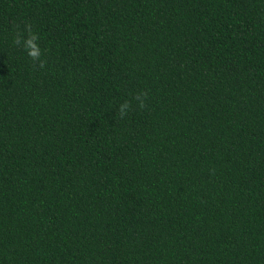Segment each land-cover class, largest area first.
Here are the masks:
<instances>
[{"label": "trees", "instance_id": "1", "mask_svg": "<svg viewBox=\"0 0 264 264\" xmlns=\"http://www.w3.org/2000/svg\"><path fill=\"white\" fill-rule=\"evenodd\" d=\"M0 264H264V0H0Z\"/></svg>", "mask_w": 264, "mask_h": 264}, {"label": "clouds", "instance_id": "2", "mask_svg": "<svg viewBox=\"0 0 264 264\" xmlns=\"http://www.w3.org/2000/svg\"><path fill=\"white\" fill-rule=\"evenodd\" d=\"M29 44H31L30 41H29ZM29 54L32 55V56H35L37 53L33 50V51H30Z\"/></svg>", "mask_w": 264, "mask_h": 264}]
</instances>
